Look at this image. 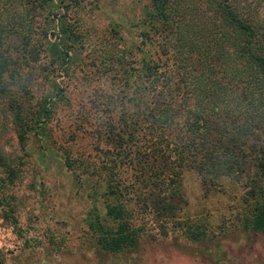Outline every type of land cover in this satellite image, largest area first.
Segmentation results:
<instances>
[{"label": "rangeland", "instance_id": "374dc122", "mask_svg": "<svg viewBox=\"0 0 264 264\" xmlns=\"http://www.w3.org/2000/svg\"><path fill=\"white\" fill-rule=\"evenodd\" d=\"M41 4L3 0L1 8L4 20L28 18L40 52L36 68L25 69L33 79L28 109L47 96L56 108L22 143L12 113L0 118V148L16 171L1 181L0 167V264H264V232L249 227L255 201L246 182L185 171V201L172 221L139 204L132 189L120 191L132 171L114 152L124 118L150 102L149 68L162 65L165 80L179 76L152 0ZM43 30L55 34L57 53L50 45L42 51ZM114 204L127 205L138 238L119 252L101 243V227H118L108 215Z\"/></svg>", "mask_w": 264, "mask_h": 264}, {"label": "trees", "instance_id": "16d2710c", "mask_svg": "<svg viewBox=\"0 0 264 264\" xmlns=\"http://www.w3.org/2000/svg\"><path fill=\"white\" fill-rule=\"evenodd\" d=\"M49 1L54 0H42V7ZM2 2L0 118L12 113L22 143L28 132L51 120L55 98L47 96L37 110L28 109L24 97L33 79L25 69L36 68L40 52L35 35L28 34V18L4 20ZM152 2L151 17L162 24L179 76L177 82L165 80L158 72L162 65L153 68L155 73L149 68L150 102L124 118L121 145L114 152L119 164L132 171V181L121 184L120 191L132 189L139 204L172 221L185 201V171L246 182L255 201L249 227L264 232V0ZM42 34L48 38L46 45L41 41L42 51L50 45L57 53L56 42L49 40L55 34ZM11 159L0 148V167L6 171L1 181L16 174ZM119 188L113 186V191ZM107 208L119 224L114 229L101 227L103 247L119 252L137 245L136 230L126 218L127 205Z\"/></svg>", "mask_w": 264, "mask_h": 264}]
</instances>
